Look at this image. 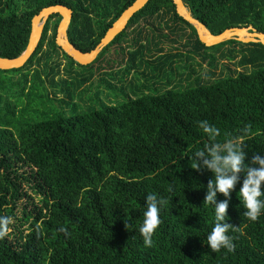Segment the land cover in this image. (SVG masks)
Here are the masks:
<instances>
[{"label": "trees", "instance_id": "obj_1", "mask_svg": "<svg viewBox=\"0 0 264 264\" xmlns=\"http://www.w3.org/2000/svg\"><path fill=\"white\" fill-rule=\"evenodd\" d=\"M133 1L0 0V57L19 56L32 17L52 5L71 9L67 38L88 52ZM182 1L212 34L246 26L264 33V0ZM154 14L171 15L183 26L170 30V40L186 39L187 58L206 64L202 78L165 93L131 88L124 101L77 109L74 91L88 81L92 65H77L55 45L58 15L48 18L22 67L0 70V215L13 217L0 237V264H264V210L255 221L242 216L239 183L226 208L233 250L211 252L202 243L214 219L213 207L202 204L211 173L190 167L191 153L205 142L199 120L218 127L221 141L246 127L245 153L264 152V45L229 40L205 47L171 0H149L99 53L98 69L104 51L119 44L131 24ZM133 38L126 47H134L140 34ZM54 53L66 61L62 69L71 81H55L62 70ZM74 67L82 78L72 75ZM216 69L218 77L209 78ZM49 89L65 95L58 103L71 105L67 114ZM147 193L166 201L150 246L137 230Z\"/></svg>", "mask_w": 264, "mask_h": 264}, {"label": "clouds", "instance_id": "obj_2", "mask_svg": "<svg viewBox=\"0 0 264 264\" xmlns=\"http://www.w3.org/2000/svg\"><path fill=\"white\" fill-rule=\"evenodd\" d=\"M205 142L191 153V168L197 171L207 170L211 178L206 184V193L202 204L213 207V225L207 233L205 241L211 252L221 248L231 252L233 244L227 234L234 226L226 221V208L230 194L239 183L236 197L243 209L242 216L248 221H255L264 210V152L245 153L243 141L247 128H243L235 135H228L222 141L217 137L220 129L207 120L196 122ZM217 194L224 197L217 202ZM166 201L154 193H147L144 197L142 219L138 232L145 246L152 243V235L160 224L159 212ZM13 217L0 215V237L9 232V225ZM125 229L129 224L124 221Z\"/></svg>", "mask_w": 264, "mask_h": 264}, {"label": "flooded vegetation", "instance_id": "obj_3", "mask_svg": "<svg viewBox=\"0 0 264 264\" xmlns=\"http://www.w3.org/2000/svg\"><path fill=\"white\" fill-rule=\"evenodd\" d=\"M146 20L144 23L134 22L131 24L125 31V36L120 40L123 46L126 44L131 45L134 35L136 36L139 33L140 39L135 43L134 47H120L119 55L114 56L112 61L108 58L105 59L106 61L102 65L107 87L105 88V92L108 91L109 93L112 87L118 93H129V89L131 88L145 94L165 93L179 88L177 87L178 81L176 82L177 77L178 79L181 77L187 80L192 77L193 81L199 77L202 78L201 73L197 72V70H201L203 68L202 65H205L204 68H206V64L201 63V67H199L197 63H200V60L195 55H191L192 59L187 58L186 50L182 47L186 39H183L181 42L177 41L176 43H172L170 40L173 38L170 30L175 29L180 31L183 26L175 21L171 15H162L161 18H158L157 14H154L151 17H146ZM158 23H160V26H158ZM161 25L165 28L164 31L161 30ZM143 28L147 29L149 34L141 35ZM134 29L135 31L133 32ZM185 31L188 30L185 28ZM129 34H133V36L131 35V39H128ZM121 48H123V52ZM215 72H217V69ZM81 73L79 71L72 75L80 79L82 77H78L77 74ZM86 73L88 76L89 71ZM93 75L88 77V81ZM88 81L85 83H89ZM185 83L182 84L185 85ZM87 89L91 90L88 86L76 89L72 99H84V93L87 94ZM65 100L68 99L66 98ZM75 104L78 106L76 107L77 109H83L82 104Z\"/></svg>", "mask_w": 264, "mask_h": 264}, {"label": "water", "instance_id": "obj_4", "mask_svg": "<svg viewBox=\"0 0 264 264\" xmlns=\"http://www.w3.org/2000/svg\"><path fill=\"white\" fill-rule=\"evenodd\" d=\"M149 0H134L126 7L118 18L106 30L96 47L88 52H81L67 38V30L72 18L71 9L63 5H52L42 8L30 21L28 41L23 52L15 58L0 57V70H11L22 67L38 46L43 28L52 15H58L60 20L56 26L55 45L77 65L87 66L92 63L104 47L120 34L126 27L130 18L141 10ZM175 13L189 25L196 33L197 39L205 47H212L220 43L234 40L243 44L256 43L264 45V33L258 32L252 26L233 27L219 34H212L204 24L195 19L182 0H171Z\"/></svg>", "mask_w": 264, "mask_h": 264}, {"label": "rangeland", "instance_id": "obj_5", "mask_svg": "<svg viewBox=\"0 0 264 264\" xmlns=\"http://www.w3.org/2000/svg\"><path fill=\"white\" fill-rule=\"evenodd\" d=\"M54 22H55V19H52L49 22L48 31H47V37L51 36V34H52V28H53ZM161 30L162 31L165 30V28L162 27V25H161ZM55 31H56V28H55ZM134 31H135V29L133 30V32ZM147 34H149L147 32V29L143 28L142 31H141V35L144 36V35H147ZM131 35L133 36V34H131ZM131 35L130 34L128 35V39H131ZM120 47H126V45L123 46V45H121L120 42H119V44H112V45L109 46V48L106 51H104V53L102 55L104 56L105 59L108 58L110 61H112V58L114 56H118L119 55V49H120ZM45 50H46V46H43V48H42V50H41V52H40L39 55L43 54L45 52ZM54 55H56V56H54ZM53 56H54V60L60 61V63H61V70H62L55 77V81L57 80L58 83L60 82L61 79H62L61 81H64V80L65 81H68V82L71 81L69 79V77L65 75V73L63 72V69H62V67H63L62 65H65V62L66 61L63 59V57L60 55V53H54ZM39 58H40V63L39 64L42 66L43 63H44V60L41 59L42 58V55L39 56ZM98 61H99V58L97 59V61H96L95 64H93L95 61L92 62L91 64H93V65L91 67H89V69H88V70H90L92 72V74H94L93 75L94 77L92 76L93 79L91 80V78H92L91 77L90 80L88 81L89 83H87V84L85 83L84 85H81L80 86V87H83V88H85V87L88 86V87L91 88V90L90 89H87L86 90V93L87 94L84 93V96H85L84 99H81V100H76L75 99V100H73L74 103H78L79 105L82 104V106L84 108H85V106L89 105L90 103L92 104L93 102H96V103L102 102L104 104H114V103H118V102L124 101L125 99L128 98V96H130L129 94H126V93H118L112 87H111V90L109 91V93H108V91L105 92V88H107V87H106V82L104 80V72L102 71V69H100V70L98 69L99 68L98 67L99 66ZM91 64H89V65H91ZM202 66H203V68L205 67V65H202ZM37 67L38 66L35 63H32V66H31L32 69L33 68H37ZM74 68H75V70H74V72L72 74H76V72L81 71V69L79 67H74ZM203 68L201 70H197V72L201 73V75L202 74H205L206 68H204V69ZM85 70H87V69H85ZM85 70H82V71H85ZM218 75H219V71L217 70L216 75L213 76V77H209V78H211V79H213L214 77L217 78ZM71 77H73V76L71 75ZM180 78L179 79H178V77L176 78V82L178 81L177 82V84H178L177 87H186L189 83H192L193 82L192 77L188 78L189 80H187L186 78H181V79ZM182 83H185V85L182 84ZM60 84H61V82H60ZM15 86L19 87L18 83H16ZM80 87H78V88H80ZM50 91L51 90L49 89V92ZM115 93H117L116 96H113V94H115ZM50 95H51L50 97H52V98L55 99L54 100L55 101V104L54 105L57 106V107H59V108L61 107L60 110H62L64 113L67 114L68 111H69V109H70V106L71 105L70 104L69 105H65L63 103H61L59 105V103H58L59 101H62V100L64 101L65 95L62 94V93H59V92L53 93L52 91H51ZM74 98H76V97H74ZM86 98H87V100H86ZM25 203H26V201L23 200L20 203L19 207L17 208V211H19L20 208Z\"/></svg>", "mask_w": 264, "mask_h": 264}, {"label": "bare ground", "instance_id": "obj_6", "mask_svg": "<svg viewBox=\"0 0 264 264\" xmlns=\"http://www.w3.org/2000/svg\"><path fill=\"white\" fill-rule=\"evenodd\" d=\"M91 64V63H90Z\"/></svg>", "mask_w": 264, "mask_h": 264}]
</instances>
